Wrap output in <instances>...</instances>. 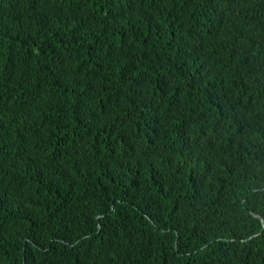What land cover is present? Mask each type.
<instances>
[{
	"label": "trees",
	"instance_id": "obj_1",
	"mask_svg": "<svg viewBox=\"0 0 264 264\" xmlns=\"http://www.w3.org/2000/svg\"><path fill=\"white\" fill-rule=\"evenodd\" d=\"M0 264H264V0H0Z\"/></svg>",
	"mask_w": 264,
	"mask_h": 264
},
{
	"label": "clouds",
	"instance_id": "obj_2",
	"mask_svg": "<svg viewBox=\"0 0 264 264\" xmlns=\"http://www.w3.org/2000/svg\"><path fill=\"white\" fill-rule=\"evenodd\" d=\"M255 216H257V215H255ZM171 230V229H170ZM176 246H177V241H176ZM178 251V250H177ZM178 253H179V251H178ZM180 254V253H179Z\"/></svg>",
	"mask_w": 264,
	"mask_h": 264
}]
</instances>
